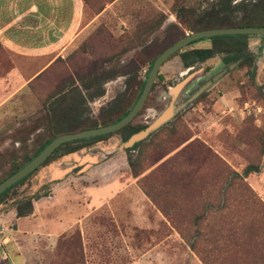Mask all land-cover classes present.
<instances>
[{
  "label": "rangeland",
  "instance_id": "374dc122",
  "mask_svg": "<svg viewBox=\"0 0 264 264\" xmlns=\"http://www.w3.org/2000/svg\"><path fill=\"white\" fill-rule=\"evenodd\" d=\"M211 1L120 0L51 60L21 59L0 45V79L16 66L26 81L6 99L1 93L0 180L50 136L47 97L64 89L58 106L69 105L76 124L98 123L115 99L119 105L110 118L116 117L131 106L152 58L190 32L176 14H199ZM245 41L253 72L238 62L195 96L224 65V52L184 67L181 51L210 46L201 38L165 58L130 124L146 126L169 104L178 109L140 146L115 151L122 140L112 133L39 165L10 188L0 198V264H249L224 248L238 246L233 235L246 231L245 221L264 233V212L239 205L238 181L230 182L229 211L192 222L205 202L218 207L230 172L240 174L247 164L258 170L239 181L264 208V37L248 35ZM108 69L114 76L100 84L101 95L90 96L95 84L84 89L87 78ZM127 157L139 175L130 173ZM62 171L67 178L54 179ZM31 196V212L16 217L15 204ZM178 230L194 239L198 251ZM252 244L249 239L241 246Z\"/></svg>",
  "mask_w": 264,
  "mask_h": 264
},
{
  "label": "trees",
  "instance_id": "16d2710c",
  "mask_svg": "<svg viewBox=\"0 0 264 264\" xmlns=\"http://www.w3.org/2000/svg\"><path fill=\"white\" fill-rule=\"evenodd\" d=\"M86 6H89L94 13H98L107 3L112 2L113 0H82ZM177 17H181L183 23L185 24V28L189 31H197L209 28H221V27H234V26H264V0H239L233 2L232 0H212L210 6L203 10L199 14H194L192 10H189V14L184 16V14H176ZM183 36L180 35L179 37ZM248 35H216L211 36L208 39L210 40V46L208 48L202 49H189L183 52H180L181 61L184 66L191 65V63L195 61H202L206 58L213 56L215 53L224 52V56L222 57L223 64H227L229 62L235 61L237 59H241L240 63H247L249 67V72H253L254 66V56L246 49V37ZM177 37V38H179ZM176 38V39H177ZM174 39L173 41H175ZM172 41V42H173ZM194 40L192 42H195ZM171 42V43H172ZM169 43V44H171ZM168 44V45H169ZM167 45V46H168ZM166 47V46H165ZM164 47V48H165ZM163 48V49H164ZM161 51V50H160ZM159 51V52H160ZM158 52V53H159ZM157 53V54H158ZM156 54V55H157ZM155 55V56H156ZM154 56V57H155ZM152 58V60L154 59ZM150 61V64L152 62ZM150 64L147 68V71L150 67ZM146 71V72H147ZM146 72L144 78L146 76ZM114 76L113 70L108 69L102 72H99L93 76H89L87 78V84L83 85L84 89L89 87V84L94 83L95 88L92 92H90V96H98L102 94V90L100 88V84L104 82L106 79H111ZM80 76H76L75 79H79ZM252 80V78H251ZM144 81V80H143ZM143 81L140 85V89L143 85ZM73 85V82L69 83ZM69 85V87H71ZM97 86V87H96ZM76 89V88H74ZM139 89V91H140ZM64 89H60L55 91L49 97L44 100V104L47 107V123L49 127L50 136L46 138L30 155L25 157L24 161L20 164H17L13 167V169L6 175H10L15 170H17L20 166H22L25 162H27L30 158H32L49 140L58 136L62 133L68 132H76L78 130L93 128L100 125L110 124L116 120H118L121 116H123L127 110L125 109L120 114H118L114 118H110V114L114 111L118 105V100H113V102L106 108V113L108 116H104L101 120L96 123L94 121H90L85 125L76 124L70 118L71 107L69 105L59 107V100L63 99L66 94H64ZM139 93V92H138ZM138 95V94H137ZM137 95L134 97L136 99ZM132 102V103H133ZM145 125L136 124L132 125L130 122L125 124L120 129L106 134H101L97 136H91L87 138L76 139L72 141H67L59 144L47 158L40 164L44 165L60 156H64L70 153H73L83 147L88 146L89 144L101 140L103 138L108 137L112 133H120V140L124 141L130 134L144 128ZM150 135V134H148ZM147 135V136H148ZM146 138V137H145ZM143 138V139H145ZM142 139V140H143ZM142 140L133 143L130 147L125 150H132L141 145ZM261 153H264V133L261 140ZM164 155V154H163ZM161 155V156H163ZM160 156V157H161ZM166 160L162 161L160 164L164 163ZM126 162L129 168L130 173L133 176H137L141 173V170L136 167L135 161L130 157L126 158ZM36 169V168H35ZM35 169L27 173L25 176L5 188L0 192V198L14 185L18 182L22 181L29 174H31ZM258 170L257 164H247L244 166L240 174H236L235 172H230V180L222 189V201L218 205V207H213L211 203L205 202L203 204L202 210L200 213L196 214L193 217V224L197 225L198 222L204 220L209 213H220L227 212L231 208V203L228 202V193L232 191L233 187L232 180L238 181L235 185V189L238 190L237 200L239 205L243 210L251 209V207L256 206V209L264 212L263 206L259 202H257L254 198L253 193L247 187V185L243 184L241 177H245L247 174L251 172H255ZM5 176V177H6ZM4 177V178H5ZM145 177V176H144ZM2 180V179H1ZM241 182V183H240ZM36 199L34 196L24 197L20 199L14 207L16 217H23L28 215L31 212V200ZM169 220L167 214H164ZM172 220V219H171ZM246 231L241 230L242 232H238L237 236L233 235L234 240L236 241V245L238 246H224V248H230L232 253L238 255V257L248 260L249 264H264V233L260 232V228H254L251 222L245 221L242 225ZM178 233L181 237L187 242L191 249L198 251V247L194 246V239L190 240L188 235H185L181 230H178ZM252 241V246H241L245 241ZM255 245V246H254Z\"/></svg>",
  "mask_w": 264,
  "mask_h": 264
},
{
  "label": "crops",
  "instance_id": "0c3cea01",
  "mask_svg": "<svg viewBox=\"0 0 264 264\" xmlns=\"http://www.w3.org/2000/svg\"><path fill=\"white\" fill-rule=\"evenodd\" d=\"M119 1L88 15L82 0H0V45L21 59L51 60L86 27L103 21ZM24 82L16 66L9 68L0 79V97H10ZM67 176L62 171L54 179Z\"/></svg>",
  "mask_w": 264,
  "mask_h": 264
},
{
  "label": "water",
  "instance_id": "95a60500",
  "mask_svg": "<svg viewBox=\"0 0 264 264\" xmlns=\"http://www.w3.org/2000/svg\"><path fill=\"white\" fill-rule=\"evenodd\" d=\"M256 35L264 37V26H234V27H221V28H209L197 31H190L188 33L183 34V36L177 38L171 44L162 49L152 60L148 71L146 72V76L143 81V85L134 100L131 104L127 112L121 116L118 120L106 124L100 125L93 128H86L82 130H78L76 132H68L62 133L58 136L49 140L32 158H30L27 162H25L22 166H20L17 170H15L10 175L6 176L2 180H0V192L5 188L25 176L27 173L38 167L47 156L61 143L72 141L81 138H87L91 136H97L101 134L114 132L125 124L130 122L137 114L143 102L150 90V87L154 81L155 75L158 71L160 64L167 58L169 55L174 53L175 51L181 49L189 42H192L201 38H209L211 36L216 35ZM241 59H237L235 61L229 62L223 65L219 71L213 73L208 80H206L203 84H201L197 90L194 92V96L199 94L202 90L207 88L212 82L217 80L223 74L227 72L230 68H232L235 64L240 62ZM183 84V80L175 84L173 87L169 89L171 95H174L177 90ZM178 107H173L169 104L166 108H164L149 124H147L144 128L130 134L124 141H122L115 151H123L124 149L130 147L133 143L142 140L148 134L156 130L158 127L166 123L177 111ZM114 151V152H115Z\"/></svg>",
  "mask_w": 264,
  "mask_h": 264
},
{
  "label": "built area",
  "instance_id": "2783aa9c",
  "mask_svg": "<svg viewBox=\"0 0 264 264\" xmlns=\"http://www.w3.org/2000/svg\"><path fill=\"white\" fill-rule=\"evenodd\" d=\"M4 227L0 225V247L2 246V239L4 237Z\"/></svg>",
  "mask_w": 264,
  "mask_h": 264
},
{
  "label": "flooded vegetation",
  "instance_id": "af4514ba",
  "mask_svg": "<svg viewBox=\"0 0 264 264\" xmlns=\"http://www.w3.org/2000/svg\"><path fill=\"white\" fill-rule=\"evenodd\" d=\"M236 1H239V0H236ZM191 43H193V42H189L188 44H186V45H189V44H191ZM185 45V46H186ZM202 48H208V47H197V48H191V49H202ZM180 50V49H179ZM189 50V49H188ZM178 51V50H177ZM186 51V50H185ZM176 52V51H175ZM174 52V53H175ZM181 52H183V51H181ZM173 54V53H172ZM179 57H180V54H179ZM212 57V56H211ZM207 59V58H206ZM180 60H181V57H180ZM205 60V59H204ZM203 61V60H202ZM181 63H182V61H181ZM182 65H183V63H182ZM184 66V65H183ZM189 66V65H188ZM184 67H187V66H184Z\"/></svg>",
  "mask_w": 264,
  "mask_h": 264
}]
</instances>
